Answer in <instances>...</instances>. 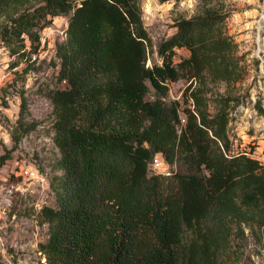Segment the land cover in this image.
<instances>
[{
	"label": "trees",
	"instance_id": "1",
	"mask_svg": "<svg viewBox=\"0 0 264 264\" xmlns=\"http://www.w3.org/2000/svg\"><path fill=\"white\" fill-rule=\"evenodd\" d=\"M228 15L208 8L176 20L147 65L140 0H0V41L17 58L37 51L53 17H67L55 46L63 85L44 92L59 155L54 204L37 212L47 225L40 264H230L246 228L261 243L264 165L232 152L230 99L210 111L207 96L247 74ZM178 48L189 54L175 62ZM180 79L182 101L167 100ZM27 115L21 96L12 147L36 127ZM156 154L177 168L150 174Z\"/></svg>",
	"mask_w": 264,
	"mask_h": 264
},
{
	"label": "rangeland",
	"instance_id": "2",
	"mask_svg": "<svg viewBox=\"0 0 264 264\" xmlns=\"http://www.w3.org/2000/svg\"><path fill=\"white\" fill-rule=\"evenodd\" d=\"M140 5L143 24L152 42L153 52L148 56L147 65L160 61L157 45L172 33L176 20L195 16L208 8L229 12L226 32L237 43L247 74L235 83L212 84L207 93L209 108L213 111L222 97L230 99L227 131L232 140V152L246 151L264 165L263 119L254 114L250 99L252 78L260 58L264 60V0H169L163 3L140 0ZM66 26V16L53 17L39 32L37 51L23 57L11 56L0 41V156L12 149L0 167V264H40L43 258L38 244L47 238V225L38 222L37 212L44 205L54 204L48 180L59 155L52 140V107L44 92L63 85L56 80L55 46L65 38ZM258 36L260 50L256 43ZM188 54L186 48H178L174 61ZM188 83L185 79L170 82L166 99L182 101V92ZM21 96L26 99V120L35 122L36 127L12 147L11 133L18 118ZM153 98L151 88L147 99ZM155 162L161 164L159 169L154 168ZM26 167L36 170L39 178H22L19 172ZM176 168L156 154L149 164V173ZM233 249L237 253L230 264H264V234L258 244L246 228L245 236L235 241Z\"/></svg>",
	"mask_w": 264,
	"mask_h": 264
},
{
	"label": "built area",
	"instance_id": "3",
	"mask_svg": "<svg viewBox=\"0 0 264 264\" xmlns=\"http://www.w3.org/2000/svg\"><path fill=\"white\" fill-rule=\"evenodd\" d=\"M257 45H258V50H260L261 44H260V40H259V36L257 37V41H256ZM261 61H259L256 71H255V75L253 76V87H252V92L250 94V99L252 101L253 104V112L254 114H258V110L255 107L256 105H258L260 108H262L264 110V60L262 58H260ZM260 115V114H258ZM263 119L262 122V127L261 129H264V114L260 115ZM160 163L159 162H155L154 163V168L155 169H159L160 168ZM160 172V171H157ZM166 175L169 174V172H162ZM19 175L22 178L28 179V180H32V179H38V172L36 170H33L30 167H26V168H22L19 172ZM41 254V252H40ZM43 257V256H42ZM43 258L41 259V262H43Z\"/></svg>",
	"mask_w": 264,
	"mask_h": 264
}]
</instances>
